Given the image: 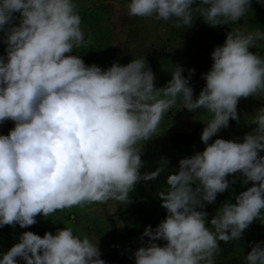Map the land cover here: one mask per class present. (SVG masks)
Masks as SVG:
<instances>
[{
	"label": "clouds",
	"instance_id": "9594fccd",
	"mask_svg": "<svg viewBox=\"0 0 264 264\" xmlns=\"http://www.w3.org/2000/svg\"><path fill=\"white\" fill-rule=\"evenodd\" d=\"M250 4L129 0L127 14L176 29L191 28L200 17L216 28L239 25ZM0 33L6 46L0 55V124H14L0 134V227L28 228L38 215L74 206L128 203L137 183L164 172L166 189L155 195L166 216L144 228L132 254L135 264H216L220 241L238 242L254 221L264 220V106L254 110L248 124L255 127L242 138L213 140L230 120L239 123L241 99H264V57L250 51L264 41V30H227L211 52V68L201 74L205 84L198 96L190 83L195 69L185 77L184 67L170 64L171 79L157 87L145 56L102 69L71 54L87 43L75 0H0ZM178 102L208 114L200 136L204 149L181 158L174 170L161 160L155 171L142 174L140 144L155 136ZM237 174L251 186L209 219L206 204L236 184ZM98 245L70 227L43 236L24 231L0 264H18V258L24 264H106ZM249 247L244 264H264V241Z\"/></svg>",
	"mask_w": 264,
	"mask_h": 264
},
{
	"label": "rangeland",
	"instance_id": "374dc122",
	"mask_svg": "<svg viewBox=\"0 0 264 264\" xmlns=\"http://www.w3.org/2000/svg\"><path fill=\"white\" fill-rule=\"evenodd\" d=\"M81 15V28L85 33L86 44L71 54L80 55L86 65L96 64L106 69L117 62L126 65L133 58L146 57L156 77L157 87H163L170 79V64H179L187 69H195L190 83L194 96H198L205 84L201 74L211 68V52L215 46L222 45L227 30L240 27L244 31L264 30V0H251L247 14L238 21L239 25H224L216 28L205 24L197 17L194 25L187 29H176L171 22L154 21L151 18L129 17V0H75ZM199 0H197V4ZM195 6V5H194ZM18 16V14H16ZM0 33V55H6ZM264 57V41L256 42L253 49ZM264 106V99H241L238 103L239 123L230 120L229 127L222 129L217 136L224 139L242 138L255 125H250L251 115L256 108ZM208 114L202 110L190 112L177 103L165 114L155 136L140 144L144 167L141 173L155 171L158 162L167 160V168L174 170L178 161L202 151L205 145L200 136L203 123ZM14 127L12 121L0 124V134L7 135ZM211 142V141H210ZM262 153V152H261ZM167 172L161 173L156 180L140 181L129 194L128 203L109 200L107 203L85 204L57 211L50 217L38 215L37 223L28 228L16 226L0 227V258L11 246L19 242V235L32 231L40 236L45 232L55 234L57 229L70 227L77 235H88L93 242L99 240L101 259L112 264L115 250H120L123 264H135L133 252L141 246L140 237L148 222L155 226L165 218L166 210L155 195L166 189ZM231 180L232 177H229ZM237 174V183L229 190L218 194L215 203L206 204L209 219L224 202H235V195L251 186L245 185ZM259 229L254 221L238 242H219L221 253L215 258L216 264H244V255L250 251L249 242H258ZM147 240V237L144 238ZM163 245V241H158ZM236 244L239 247H236ZM18 264H24L19 260Z\"/></svg>",
	"mask_w": 264,
	"mask_h": 264
},
{
	"label": "trees",
	"instance_id": "16d2710c",
	"mask_svg": "<svg viewBox=\"0 0 264 264\" xmlns=\"http://www.w3.org/2000/svg\"><path fill=\"white\" fill-rule=\"evenodd\" d=\"M262 216H264V213H262ZM151 225L152 227H155L154 222H148L147 226ZM256 225L259 229L260 235H259V240L258 241H264V220L258 219L256 221ZM112 264H123V256L120 250H115L113 257L111 258Z\"/></svg>",
	"mask_w": 264,
	"mask_h": 264
},
{
	"label": "water",
	"instance_id": "95a60500",
	"mask_svg": "<svg viewBox=\"0 0 264 264\" xmlns=\"http://www.w3.org/2000/svg\"><path fill=\"white\" fill-rule=\"evenodd\" d=\"M261 155H264V152L260 153Z\"/></svg>",
	"mask_w": 264,
	"mask_h": 264
}]
</instances>
